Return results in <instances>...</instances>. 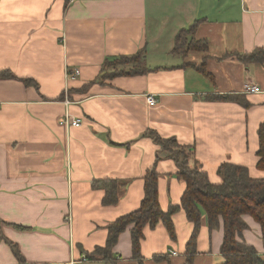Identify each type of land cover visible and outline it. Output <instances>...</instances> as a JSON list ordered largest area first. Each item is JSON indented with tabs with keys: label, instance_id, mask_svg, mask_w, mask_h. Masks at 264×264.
<instances>
[{
	"label": "crops",
	"instance_id": "crops-1",
	"mask_svg": "<svg viewBox=\"0 0 264 264\" xmlns=\"http://www.w3.org/2000/svg\"><path fill=\"white\" fill-rule=\"evenodd\" d=\"M197 21L194 35L208 47L174 51L178 32ZM261 46L264 0H0V71L16 76L0 79V264H21L5 237L29 264H139L129 229L113 246L114 261L84 255L105 244L110 222L140 206L151 168L162 209L181 203L186 183L150 130L194 145L192 159L213 182L224 161L264 176V62L226 55ZM144 49L145 73L101 82L106 58ZM248 82L260 91L245 92ZM220 94L229 97L213 98ZM67 114L83 123L70 125ZM108 177L122 186L118 202L104 205L106 191L92 184ZM172 217L175 239L162 221L144 228L146 264L185 261L194 224L183 208ZM244 219L242 238L264 255L260 224ZM223 236L222 222L209 229L204 215L195 264L222 261Z\"/></svg>",
	"mask_w": 264,
	"mask_h": 264
},
{
	"label": "trees",
	"instance_id": "trees-1",
	"mask_svg": "<svg viewBox=\"0 0 264 264\" xmlns=\"http://www.w3.org/2000/svg\"><path fill=\"white\" fill-rule=\"evenodd\" d=\"M199 21L187 29H181L175 38L174 51L186 53L190 49L204 50L208 47L207 40L195 37V28ZM227 56L249 62H264V47H258L247 52L232 51ZM204 65V64H203ZM201 68L204 69V66ZM149 69L145 60V49L132 55H118L106 58L101 71V82L106 78L119 75L143 74ZM16 78L10 69L0 71V79ZM30 84H37L34 79L21 78ZM238 96L234 94V97ZM61 97V96H60ZM227 95L213 96L215 99L226 98ZM260 146L258 149L257 167L264 170V121L258 126ZM150 135L166 151V156L173 159L178 167L177 177L182 178L186 185L180 199V204H171L167 211L159 203V174L153 167L145 175L144 197L140 206L130 212L115 218L107 225V240L104 245H96L95 249L86 254L89 259L102 258L114 261L113 246L119 240L121 232L129 229L131 232L132 258L139 264H146L141 253V240L145 236L144 228L148 225L153 229L162 221L173 239L176 231L172 214L183 208L189 220L193 222V233L186 242L185 261L183 264H195L198 252L197 239L203 216H207L209 229L216 228L222 222L224 236L221 245L223 260L214 264H261L263 262L256 246L246 242L243 231L248 227L244 215L248 214L260 224L262 241L264 242V176H254L246 165L224 161L219 165L220 182H213L209 172L202 168L197 159H192L195 146L185 145L176 137H162L156 131L150 130ZM157 154L156 160L160 158ZM93 187H101L106 193L102 204H115L119 200L122 183L115 178L94 179ZM19 228L23 226L17 225ZM10 249L21 264H29L16 242L5 237ZM166 254H156L154 258L161 260Z\"/></svg>",
	"mask_w": 264,
	"mask_h": 264
},
{
	"label": "built area",
	"instance_id": "built-area-1",
	"mask_svg": "<svg viewBox=\"0 0 264 264\" xmlns=\"http://www.w3.org/2000/svg\"><path fill=\"white\" fill-rule=\"evenodd\" d=\"M80 70L77 68L73 73L68 74L69 77L75 78L77 74H79ZM245 92H259L260 88L257 84L253 83V82H248L245 85ZM146 101L147 103L151 104V105H155L157 104V98L153 95V94H148L146 96ZM67 123H69L72 126H76L78 127L79 125H81L83 123L82 118L78 117V118H71L69 116V114L66 115L65 119H64ZM173 253H176V251H173ZM84 258H86V256L84 255Z\"/></svg>",
	"mask_w": 264,
	"mask_h": 264
},
{
	"label": "rangeland",
	"instance_id": "rangeland-1",
	"mask_svg": "<svg viewBox=\"0 0 264 264\" xmlns=\"http://www.w3.org/2000/svg\"><path fill=\"white\" fill-rule=\"evenodd\" d=\"M220 175V174H219ZM221 177V176H220ZM213 181H217V179H215L214 177H213V179H212ZM219 180H221V179H219ZM262 257L264 258V255H262Z\"/></svg>",
	"mask_w": 264,
	"mask_h": 264
}]
</instances>
